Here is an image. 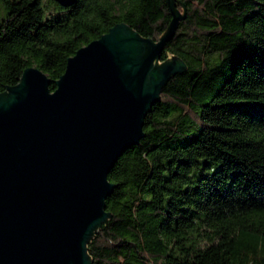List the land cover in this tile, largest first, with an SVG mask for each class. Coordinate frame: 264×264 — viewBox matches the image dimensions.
Returning a JSON list of instances; mask_svg holds the SVG:
<instances>
[{
  "label": "trees",
  "instance_id": "1",
  "mask_svg": "<svg viewBox=\"0 0 264 264\" xmlns=\"http://www.w3.org/2000/svg\"><path fill=\"white\" fill-rule=\"evenodd\" d=\"M159 59L184 61L114 162L91 264H264V0H174ZM167 0H0V91L124 22L157 40Z\"/></svg>",
  "mask_w": 264,
  "mask_h": 264
},
{
  "label": "water",
  "instance_id": "2",
  "mask_svg": "<svg viewBox=\"0 0 264 264\" xmlns=\"http://www.w3.org/2000/svg\"><path fill=\"white\" fill-rule=\"evenodd\" d=\"M167 3L157 40L118 22L67 58L53 89L33 66L0 91V264H91L87 244L111 216L108 173L185 68L175 56L158 60L184 17Z\"/></svg>",
  "mask_w": 264,
  "mask_h": 264
}]
</instances>
